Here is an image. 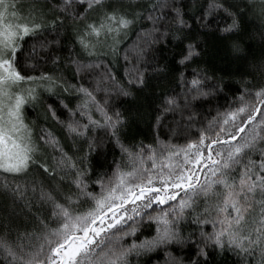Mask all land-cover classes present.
Returning a JSON list of instances; mask_svg holds the SVG:
<instances>
[{"label": "snow or ice", "instance_id": "6c2138e0", "mask_svg": "<svg viewBox=\"0 0 264 264\" xmlns=\"http://www.w3.org/2000/svg\"><path fill=\"white\" fill-rule=\"evenodd\" d=\"M206 34L235 68L189 78ZM170 40L179 92L145 142L126 105L170 71L158 58ZM221 93L227 107L198 119ZM42 98L52 124L37 130L27 109ZM229 260L264 264V0H0V264Z\"/></svg>", "mask_w": 264, "mask_h": 264}, {"label": "trees", "instance_id": "16d2710c", "mask_svg": "<svg viewBox=\"0 0 264 264\" xmlns=\"http://www.w3.org/2000/svg\"><path fill=\"white\" fill-rule=\"evenodd\" d=\"M258 26L259 24L256 20L245 21L246 31L242 34V36L246 38L247 32ZM134 39L135 36L132 35L130 40ZM201 39L205 45L204 55L201 58H198L196 63H193L188 68L183 69L186 76L191 78L192 69L196 67L207 68L210 72H215L218 76L225 75L235 68L236 62L228 55L224 41L218 39L213 34L202 35ZM245 46L246 48L251 47L254 55H260L261 49L257 44L246 42ZM179 52L180 45L177 41L170 40L166 46H162L158 58L161 65H168L170 71L165 75L154 76L150 82L149 91L139 94L137 102L129 101L126 105L132 109L139 108V110L144 114V118L133 126L131 132L137 135L138 138H145V142H150L154 135H156V132H154L151 128V116L156 112V106L161 102L163 95L165 93L172 92L173 90L179 92V86L175 83L172 75V70L180 67L176 63L179 59ZM237 79H239V77L231 80H228L226 77L228 88L235 90V88L238 87L235 82ZM232 98L231 94L225 98L224 94L221 93L214 99L200 102L197 107V112L199 113L198 119H203L204 117L211 118V116L216 114L217 108L223 110V107H227ZM49 102H51V98H42L40 103L34 107L30 106L27 109L28 120L29 122H35L37 130L41 127L48 128L52 124V122L50 120H46L44 116L45 106ZM175 119L178 120L179 117L176 116ZM170 124L174 125L173 114H169L167 119L163 122L160 129L161 139H167L168 125ZM99 135H103V133H99ZM172 142L183 143V140L173 138ZM227 264H231V261L229 260Z\"/></svg>", "mask_w": 264, "mask_h": 264}]
</instances>
